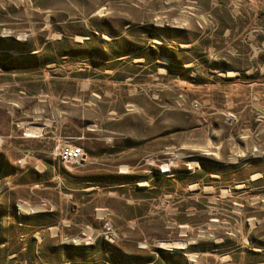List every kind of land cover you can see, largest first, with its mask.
I'll use <instances>...</instances> for the list:
<instances>
[{
    "label": "rangeland",
    "instance_id": "374dc122",
    "mask_svg": "<svg viewBox=\"0 0 264 264\" xmlns=\"http://www.w3.org/2000/svg\"><path fill=\"white\" fill-rule=\"evenodd\" d=\"M0 264H264V0H0Z\"/></svg>",
    "mask_w": 264,
    "mask_h": 264
},
{
    "label": "built area",
    "instance_id": "2783aa9c",
    "mask_svg": "<svg viewBox=\"0 0 264 264\" xmlns=\"http://www.w3.org/2000/svg\"><path fill=\"white\" fill-rule=\"evenodd\" d=\"M83 156L82 150L73 146H64L60 152V160L66 164L79 162Z\"/></svg>",
    "mask_w": 264,
    "mask_h": 264
}]
</instances>
